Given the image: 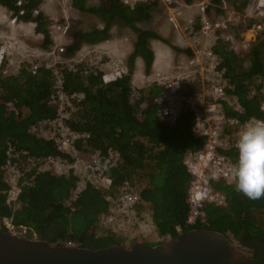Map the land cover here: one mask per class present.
Here are the masks:
<instances>
[{"label":"trees","instance_id":"1","mask_svg":"<svg viewBox=\"0 0 264 264\" xmlns=\"http://www.w3.org/2000/svg\"><path fill=\"white\" fill-rule=\"evenodd\" d=\"M18 1L0 0V4L14 10L19 19L35 22V30L44 35L43 46L47 47L52 42L48 27L51 18L43 12L34 13L43 0ZM158 1L130 5L124 0H101L90 5L87 0H73L76 8L98 15L104 25L77 30L66 50L67 55H75L83 43L108 39L112 27L118 23L137 33L129 55V70L108 80L104 78V70L86 60L60 65L62 87L58 86L55 67L45 63L40 64L37 72L32 71L27 61L14 73L0 72V230L11 232L6 222L11 219L17 226L26 225L40 238L59 244L102 248L122 243V236L104 225L103 215L109 212L112 199L126 192L128 179L141 173L147 177V183L138 191L143 202L137 207L142 208L145 203L150 207L157 231L166 240L191 228H212L237 239L248 249L255 264H264V198L248 199L234 191L231 181L213 180L214 188L225 193V203L205 200L199 221L194 225L186 224L193 177L184 157L201 149L206 137L194 133L196 113L190 106L183 107L175 123H167L161 119L160 105L154 100L162 86L136 88L133 83L135 58L141 56L145 60L146 71L155 59L150 42L161 34L139 23L151 17ZM230 42L218 36L212 46L227 67L231 83L228 94L238 102V106H233L225 100L224 111L239 124L252 118L264 121V30L248 50H241L248 53L246 57ZM61 91L74 107L67 123L78 134L74 139L75 155L61 149L55 136L41 134L38 130L40 123L56 122ZM225 131L231 132L232 127H226ZM220 150L237 163L235 146ZM17 152L35 160L51 155L65 157L69 163L78 156L91 160L92 153L99 152L104 159L115 156L116 162L105 166L104 172L112 178L110 185L87 181L70 204L67 200L79 176L72 171L56 174L48 168H35L29 173V182H23L25 176L20 177L16 198L19 205L14 206L9 201L12 184L6 176V166L9 161L13 165L18 163L14 155ZM179 224L181 230L177 228ZM30 234L27 236L31 237Z\"/></svg>","mask_w":264,"mask_h":264},{"label":"rangeland","instance_id":"2","mask_svg":"<svg viewBox=\"0 0 264 264\" xmlns=\"http://www.w3.org/2000/svg\"><path fill=\"white\" fill-rule=\"evenodd\" d=\"M184 1L186 5L182 4L184 2H173L169 4L164 0H159L158 4L153 7L151 17L139 23L140 26L152 28L161 34L160 38L154 37L151 39L150 46L152 49V44L158 42L164 44L167 48L170 47L173 54L170 60L172 62H166L165 64H163V62V65L160 67H153L152 65L150 70L143 74V79L139 82L142 84H149L145 87L151 86V84L155 82V77L152 74L156 72V70H160L162 72L161 74L168 76V80H179L181 83H185L187 88H190L191 85L193 87L197 83V77L195 76L198 71H191L193 67L190 65L189 61L196 56L199 50L213 46L217 37L222 36L229 40V42L231 41V45L240 52V55L246 57L248 53L241 52V50H248L251 45L259 40V36L262 30H264V0H222L221 2L216 0H205L207 2L206 15H208L213 23V28L208 33L201 30L202 11L198 4L201 0H191L188 3L186 0ZM100 2L101 0H87V3L90 5ZM38 8L40 12L45 13L51 18L48 25L49 29L53 22H63L66 20V17H68L69 27L62 40V45H64L65 50H67L68 46L73 42L77 30H85L96 25H104V22L98 15L76 8L73 4V0H43ZM173 16H175L176 21L171 20ZM0 29L4 33L11 32L16 36L20 44L26 48L25 53H29L30 56L34 57V59L41 64L45 63L48 66L49 64L52 65L58 62L57 60H63L59 65L67 66L74 61L86 60L92 65H97L106 73L114 72L117 67H123L125 71L129 70V55L133 51L137 39V33L131 27L118 23L112 27V33L108 39L91 44L83 43L76 51L75 55L69 56L66 54V51L63 54L53 53V40L47 47H44V35L37 32L33 27H30V29L19 26L13 28L7 24L2 25L1 23ZM34 30L36 32H34ZM157 51L159 53L161 52V50ZM21 57L24 58L22 55ZM139 60H142L140 56L135 58L133 68V83L136 88L142 86L135 80L137 61ZM245 60V65H247V58H245ZM18 62L19 59L16 58L10 68L12 73L15 72H13L12 68L15 70L16 66H18ZM195 67L197 70V66ZM144 68L146 70L145 60ZM177 76H179V79ZM263 83L264 79L262 81V84ZM262 89L264 90V86ZM181 96V94L173 96V98L176 99V103ZM228 103L233 106H238V102L234 96L228 97ZM65 105L67 108L70 106L71 110L74 109L72 103H70V105L69 103H65ZM24 110L26 112L27 108ZM243 126L236 127L233 134H231L233 139L231 140L230 136L229 140L236 142L239 131ZM38 130L41 134L52 135L57 138L60 137L61 134V127L58 122L43 124L41 127L38 125ZM230 143L234 144V142ZM14 155L18 158V163L15 166L13 164H8L6 166V176L13 185L11 188L13 192L11 190L10 195L12 196L10 201L14 206H18L16 200H14V192L17 190L15 185L17 178H20L17 175L20 171H24L23 176L25 177L24 179L21 178L23 182H29L31 179L29 173L35 168L38 170L52 168L58 172H66V170L70 169L68 166L69 162L66 161L65 157H56L53 161L43 160L40 162V160H35L27 154L14 153ZM91 158V160H79V165L73 167V169L75 170L77 168L78 170L79 168H84V162L88 161L105 170V166H107L108 163L116 162L115 156L104 159L98 152L92 153ZM94 159L96 160L94 161ZM98 177L102 180L100 184L106 186L104 184L106 183L105 177L101 174H99ZM146 183L147 177L139 173L136 174L132 180L129 181L128 179L127 186L137 193ZM18 184L20 185L19 182ZM150 216L151 209L145 203L142 208L137 207L132 217L128 219V216H126L123 220H119V223L112 224L114 225L112 228L122 236V243L127 246L133 244L135 241L155 243L166 240L167 238L163 236L159 238L160 235L157 229L153 230L151 228L152 226L147 220ZM106 226L111 227L109 225ZM234 241L239 245V248L250 254L248 249L241 246L237 239Z\"/></svg>","mask_w":264,"mask_h":264},{"label":"built area","instance_id":"3","mask_svg":"<svg viewBox=\"0 0 264 264\" xmlns=\"http://www.w3.org/2000/svg\"><path fill=\"white\" fill-rule=\"evenodd\" d=\"M124 1L130 5H135L139 2H147L149 0ZM164 1L169 4H172L173 2H184L182 4L186 3L184 0ZM18 2L21 3V0ZM198 4L200 5V10L202 11L201 30L208 33L213 28V23L208 15H206L207 2L205 0H201ZM23 11L24 10H21V12ZM39 12V8L34 9L35 14ZM4 17L7 25L10 27L18 24V14L15 13L14 10L8 9V11L4 14ZM171 20L176 21L175 16L171 17ZM68 27V17H66V20L63 22L56 21L50 25V35L54 41V49L52 50L53 53L63 54L66 51L64 45H62V40L67 33ZM24 53L25 49L23 45L20 44L19 40L16 39V36H14L11 32L4 33L0 29V72L12 73L10 68L13 62L17 57H19V55L21 56L22 54L24 58L19 60L18 66H16L15 70L12 68L13 72H16L18 68L21 67L23 61H29L32 65V71L37 72L41 63L34 59V57L30 56L29 53ZM57 61L58 62L55 64L49 65L55 67V72L58 78V86L62 87V79L58 72L60 67L59 64L62 63L63 60ZM189 63L193 67V70H191L192 72L198 71L195 76L197 77V83L193 87L191 85L190 88H187L185 83H181L179 80H168V76L161 74L162 72L160 70H156V72L152 74L155 77V82L151 85L162 86L161 92L154 97V100L160 105L159 114L163 121L171 124L175 123L182 112L183 107L185 105L190 106V108L196 113V119L193 124L194 133L204 135L206 137V142L201 149L184 157V162L193 177L189 188L188 200L190 208L186 224L194 225L201 217L202 206L205 200L216 201L219 204H223L226 201L225 193L222 190L214 188L212 181L218 179L232 181L231 168L234 165V162L228 154L221 152L220 148L235 146L236 142L231 141L233 139L231 134H233L236 127L243 126L248 122L264 121L252 118L244 124H239L235 117H228L226 115L224 111V102L225 100H228L229 97L228 88L231 85L230 78L227 75L226 65L222 63L221 57L213 51L212 46L207 49L203 48L202 50H199L196 56H194L193 59H190ZM195 66H197V70ZM122 72H125V68L117 67L114 72L112 71V73H106L104 78L108 80ZM177 78L179 79V76H177ZM176 94L182 95L181 98L178 99L179 101H177V103L175 102L176 99L173 98ZM61 98L60 114L56 120L61 127V134L60 137L56 138L61 149L73 152L75 155L76 150L74 148V139L78 136V134H75L71 126L67 123V119L72 115V110L67 108L65 105V103L70 104L71 102H69L68 97H66L63 91H61ZM39 125L41 127L43 123H40ZM226 127H232V131H225ZM230 136L231 140H229ZM230 142H234V144ZM113 154L114 152L111 151V155ZM56 157L59 156L51 155L38 160H40V162L43 160L53 161ZM81 159L83 158L78 156L73 162L68 163L70 169L66 170V172H58L57 170L55 171L52 168H48L56 174H67L72 171L74 174L79 176L75 187L71 190V196L67 200L68 204H70L72 200L78 196L79 192L86 186L87 181L100 184L102 180L98 177L99 174L105 177L106 183L104 184L106 186L110 185L112 181V178L104 172L105 170L103 168L94 165L92 162H84V168H79L78 170L76 168L74 170L73 167H77L80 162L79 160ZM95 160L96 159H94V161ZM8 164H10V161ZM23 173L24 171H20L17 174L18 177H22ZM19 179L21 178H17L15 185L17 190L14 192V200H16V202L17 193L20 190V185L18 184ZM126 188V192H123L117 199H112L113 203L110 206L109 212L103 215L104 224L113 227L114 225L112 224L119 223V220H123L126 216H128L127 218L129 219L135 214L137 204L142 200L140 199L138 192L136 193L129 189L127 182ZM11 190L13 192V189ZM11 196L12 195L9 197V201ZM17 204L19 205L18 202ZM147 220L150 222L153 230L157 229L156 223L152 218V214ZM6 222L11 229V232L14 234L27 236L28 233H31V237L36 238L38 236L35 231H31L26 225L17 226L11 219H7ZM177 228L178 230H181L182 226L179 224L177 225ZM160 237H162V235H160L159 238Z\"/></svg>","mask_w":264,"mask_h":264},{"label":"water","instance_id":"4","mask_svg":"<svg viewBox=\"0 0 264 264\" xmlns=\"http://www.w3.org/2000/svg\"><path fill=\"white\" fill-rule=\"evenodd\" d=\"M0 264H255L228 234L191 228L165 242L91 248L0 230Z\"/></svg>","mask_w":264,"mask_h":264},{"label":"clouds","instance_id":"5","mask_svg":"<svg viewBox=\"0 0 264 264\" xmlns=\"http://www.w3.org/2000/svg\"><path fill=\"white\" fill-rule=\"evenodd\" d=\"M235 147L238 160L231 168L234 191L250 200L264 198V122L246 123L239 131Z\"/></svg>","mask_w":264,"mask_h":264},{"label":"crops","instance_id":"6","mask_svg":"<svg viewBox=\"0 0 264 264\" xmlns=\"http://www.w3.org/2000/svg\"><path fill=\"white\" fill-rule=\"evenodd\" d=\"M7 11H8L7 7H5L4 5L0 4V24L2 23V25L7 24V22L5 20V17H4V14ZM32 23H33V21H24V20L19 19L18 20V24L13 26V28L14 27L16 28L17 26H19V27H23V28H26V29H28V28L30 29V27H33V29H34L35 28V22L33 23V25H32ZM34 32H36V31L34 30ZM152 45H153V51H154V54H155V59H154V62L152 64L153 67H160L161 65L165 64L166 62H172L170 60L172 59V55L173 54H172V51H171L169 46H168L169 48H167V47L164 46V44L158 43V42L155 43V44H152ZM24 49L26 50L25 47H24ZM157 50H161V52L159 53ZM17 58L20 60L22 57L19 55V57H17ZM135 72H136L135 73L136 74L135 80L138 82V84L142 85V86H139L140 88L149 85L147 83L142 84V83L139 82L141 79H143V74L146 72V70L144 68V60H143V58H142V60L137 61V70Z\"/></svg>","mask_w":264,"mask_h":264}]
</instances>
